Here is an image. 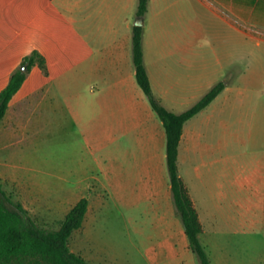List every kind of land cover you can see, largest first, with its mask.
<instances>
[{
	"label": "crops",
	"instance_id": "0c3cea01",
	"mask_svg": "<svg viewBox=\"0 0 264 264\" xmlns=\"http://www.w3.org/2000/svg\"><path fill=\"white\" fill-rule=\"evenodd\" d=\"M138 1L0 0V91L24 56L36 50L45 62L0 120V186L44 227L87 198L68 239L74 253L117 209L149 242L151 264L191 259L165 130L135 78L141 26L152 93L167 110L183 112L223 82L184 122L178 171L211 264H264L262 252L237 260L218 243L264 228V0H147L141 16Z\"/></svg>",
	"mask_w": 264,
	"mask_h": 264
},
{
	"label": "trees",
	"instance_id": "16d2710c",
	"mask_svg": "<svg viewBox=\"0 0 264 264\" xmlns=\"http://www.w3.org/2000/svg\"><path fill=\"white\" fill-rule=\"evenodd\" d=\"M147 0H139L137 14L143 15ZM142 27L132 28V60L135 78L145 93L152 109L165 130L166 167L171 185L172 198L180 216L188 245L200 264H211L208 254L199 240L201 224L197 211L181 179L177 166L178 144L184 122L206 107L223 89L218 82L187 110L175 113L163 107L153 95L142 58ZM37 64L45 70L44 58L36 51L23 57L10 75L8 83L0 91V120L8 101L20 87L29 69ZM25 65V70L20 68ZM88 200L82 197L66 213L57 229H47L14 201L0 186V264H91L82 256L72 252L68 246L71 233L82 225Z\"/></svg>",
	"mask_w": 264,
	"mask_h": 264
},
{
	"label": "rangeland",
	"instance_id": "374dc122",
	"mask_svg": "<svg viewBox=\"0 0 264 264\" xmlns=\"http://www.w3.org/2000/svg\"><path fill=\"white\" fill-rule=\"evenodd\" d=\"M203 11L207 10L203 8ZM45 227L47 229L58 228L55 225ZM259 229L247 231V233L238 229L232 234L230 241H219L218 243L227 244L237 260L254 259L261 252L264 255V228ZM148 243L145 239H139L126 217L114 209L110 217L102 219L99 226V237L83 239L80 242V250L75 253L83 256L84 251L87 250L95 255L101 264H151L145 251ZM191 256V259L173 260V264H200L194 254ZM89 262L95 264V262Z\"/></svg>",
	"mask_w": 264,
	"mask_h": 264
},
{
	"label": "water",
	"instance_id": "95a60500",
	"mask_svg": "<svg viewBox=\"0 0 264 264\" xmlns=\"http://www.w3.org/2000/svg\"><path fill=\"white\" fill-rule=\"evenodd\" d=\"M20 68H21L22 70H25V65H21Z\"/></svg>",
	"mask_w": 264,
	"mask_h": 264
}]
</instances>
